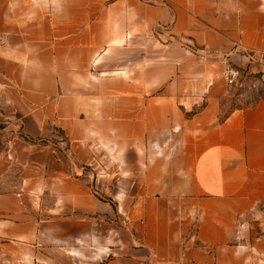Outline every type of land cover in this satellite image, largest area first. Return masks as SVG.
<instances>
[{"label": "crops", "instance_id": "0c3cea01", "mask_svg": "<svg viewBox=\"0 0 264 264\" xmlns=\"http://www.w3.org/2000/svg\"><path fill=\"white\" fill-rule=\"evenodd\" d=\"M152 1L145 21L194 45L168 53L199 62L142 64L139 80L83 65L71 95V56L127 40L135 1L0 0V105L23 125L0 155V177L14 169L0 264L9 248L13 264L17 248L47 264H264V99L218 117L226 66L264 71V0ZM55 127L66 146L42 143Z\"/></svg>", "mask_w": 264, "mask_h": 264}, {"label": "rangeland", "instance_id": "374dc122", "mask_svg": "<svg viewBox=\"0 0 264 264\" xmlns=\"http://www.w3.org/2000/svg\"><path fill=\"white\" fill-rule=\"evenodd\" d=\"M134 1L133 30L132 32H127V40L122 45L112 46L109 39H102L101 49L96 54L71 56L73 59L70 65V80L73 81L71 82L72 86L69 88L71 95L78 90L77 78L79 74L81 75V66L83 65H85L87 80L89 78L93 81L95 78L104 79L111 76L125 78L127 75L134 80H139L141 78L142 64H148L151 68L156 65L159 66L161 70H166V66L171 64L180 66L181 63L194 64L199 62L198 58L194 57L193 53H191L193 56L187 54L184 57L169 54L172 52L168 51V49L174 48L172 46H181L190 51L194 45H192L189 40L174 38L173 33H165V31L169 30L171 26L170 23L156 22L154 24H148L147 21H145L148 12L144 6L154 3L152 0ZM111 13L108 7H103V32L105 34L109 33L110 23L104 20H108ZM121 14L124 15V9L118 10L116 15L119 16ZM115 25H124V19H121V21L119 20L118 24L116 22ZM98 57H101L100 62L95 63V59ZM236 68L240 71L238 84L233 86H228L226 84L227 93L219 104L218 117L220 120L235 109L254 106L258 101L264 99L263 71H248L247 69ZM86 85V92H88L92 83L89 84L87 82ZM165 88V84H161L149 94H161ZM203 105L204 104H199V107ZM182 110L185 111L183 105ZM189 113H192V111ZM7 115L6 109L0 105V155H7L8 157L12 144L17 141V137L23 136V125L21 120L11 119L6 117ZM54 134V136L42 140V143L51 142L58 146L63 144H65L63 146H66L69 143V139L61 129L55 127ZM90 140L92 141V136ZM9 171L11 172H7L5 176L0 177V191L10 188L13 184V167H11ZM15 172L17 181V167L15 168ZM261 207L264 211V204ZM39 251H43L44 253L42 248H39ZM12 252L13 249H7L5 254L6 264H13ZM32 255L33 254L30 253L29 250L22 248L21 255L19 256V248H17L16 264H47L44 261L46 259L45 256L40 257L37 261L34 257L31 258ZM56 258L64 264H83L79 261L80 256L78 254L76 261H70L62 255H58Z\"/></svg>", "mask_w": 264, "mask_h": 264}, {"label": "built area", "instance_id": "2783aa9c", "mask_svg": "<svg viewBox=\"0 0 264 264\" xmlns=\"http://www.w3.org/2000/svg\"><path fill=\"white\" fill-rule=\"evenodd\" d=\"M262 73H264V71ZM239 75H240L239 69L229 64L226 66L223 72L224 79L226 80L227 84H229L230 86L238 84Z\"/></svg>", "mask_w": 264, "mask_h": 264}, {"label": "bare ground", "instance_id": "6f19581e", "mask_svg": "<svg viewBox=\"0 0 264 264\" xmlns=\"http://www.w3.org/2000/svg\"><path fill=\"white\" fill-rule=\"evenodd\" d=\"M126 40L124 38L122 39H114L113 40V45H122Z\"/></svg>", "mask_w": 264, "mask_h": 264}]
</instances>
